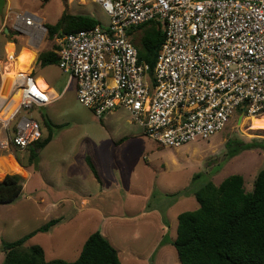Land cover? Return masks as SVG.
Returning <instances> with one entry per match:
<instances>
[{"label": "rangeland", "instance_id": "rangeland-1", "mask_svg": "<svg viewBox=\"0 0 264 264\" xmlns=\"http://www.w3.org/2000/svg\"><path fill=\"white\" fill-rule=\"evenodd\" d=\"M17 12L33 14L44 28L63 13L90 16L102 26L109 24V18L91 0H5L0 7V48L14 40L16 54L20 50L14 60L24 59L28 65L37 54L33 78L58 94L67 84V75L56 65L41 66L38 56L57 47L59 37L49 39L45 30L33 51L26 49L22 35L6 39L4 29L13 31ZM141 36L142 31L135 29L130 35L137 49ZM18 69L15 63L14 71ZM74 89L71 82L61 97L26 114L37 120L43 137L48 133L44 119L62 125L52 130L53 138L37 160H30L28 150L0 148V173L19 180L28 177L29 182L13 202L0 204V245L59 218L48 232L36 233L24 246H40L47 261L72 262L88 236L99 232L116 249L120 264H180L170 240L176 236L177 216L198 207L193 192L208 182L218 185L230 175L242 176L244 189L250 192L257 172L264 169L261 148L224 160V144L230 137L264 144V115L248 117L236 111L223 130L208 140L177 148L159 146L141 128L124 144L111 148L105 122L77 101ZM85 157L94 163L102 186ZM3 257L0 248V264Z\"/></svg>", "mask_w": 264, "mask_h": 264}, {"label": "built area", "instance_id": "built-area-1", "mask_svg": "<svg viewBox=\"0 0 264 264\" xmlns=\"http://www.w3.org/2000/svg\"><path fill=\"white\" fill-rule=\"evenodd\" d=\"M109 18L55 39L57 67L76 86L77 101L97 119L128 112L145 136L177 148L219 133L231 115H264V0H91ZM156 23L164 39L150 72L130 40L137 27ZM12 30L35 49L45 28L28 12L14 13ZM42 41V40H41ZM15 59L16 45L11 42ZM0 57V114L18 92L14 111L0 116V148L24 151L42 137L26 115L53 101L32 71L4 90L5 45ZM32 63L29 68L31 69Z\"/></svg>", "mask_w": 264, "mask_h": 264}, {"label": "trees", "instance_id": "trees-1", "mask_svg": "<svg viewBox=\"0 0 264 264\" xmlns=\"http://www.w3.org/2000/svg\"><path fill=\"white\" fill-rule=\"evenodd\" d=\"M98 24L99 21L90 16L63 13L54 25L45 24V28L47 37L55 39ZM135 30L142 31L138 59L147 64L151 72L163 43V33L153 22ZM8 32V35L3 33L8 40L19 35L11 30ZM56 49L39 54L41 66L57 65ZM238 113L242 111L238 110ZM44 123L47 136L26 149L30 160L37 159L39 152L51 141L52 130L61 127L45 119ZM255 148L264 149V144L230 137L224 144V160ZM86 163L99 181L90 158L86 157ZM22 183L23 179L19 180L15 175L0 173V204L11 203L18 198ZM193 196L198 207L177 216L176 238L171 243L180 264H264V169L257 172L250 192L245 191L242 176L230 175L218 185L212 182L204 184L193 192ZM59 222V218L50 220L19 240L2 242V264H120L116 249L99 232L88 236L78 257L72 262L61 259L47 261L40 246H24L36 233L48 232Z\"/></svg>", "mask_w": 264, "mask_h": 264}, {"label": "crops", "instance_id": "crops-1", "mask_svg": "<svg viewBox=\"0 0 264 264\" xmlns=\"http://www.w3.org/2000/svg\"><path fill=\"white\" fill-rule=\"evenodd\" d=\"M42 22V21H41ZM57 22V21H56ZM55 24V23H54ZM54 24H49V25H54ZM100 25V24H98ZM97 26V25H96ZM90 29V28H89ZM46 30V28H45ZM132 33V32H131ZM14 43V42H13ZM8 46V58L11 60V57H12V46H11V42L9 43H6L5 44V48H6V45H9ZM10 47V48H9ZM3 48V47H2ZM25 48V47H24ZM10 50H11V54H10ZM34 49H32L31 51H33ZM20 52V50H19ZM35 52V51H34ZM19 54V53H18ZM18 56V55H17ZM37 58V54H35V57H34V63H35V60ZM13 61H15L16 63V66L20 69V70H25V72H29L30 70L32 71L33 70V65L34 63L32 64V67L31 69L29 68V65L27 64V62L24 60V59H21L19 60V62H17L16 60L13 59ZM33 62V61H32ZM57 66V65H56ZM33 74V73H32ZM65 74V73H64ZM39 79H37L38 81ZM40 86L44 87V83L43 82H39ZM71 82H68V79H67V84L65 86V88L63 90H61V92L58 94L57 92H55L53 89L49 88V90L52 92V95H53V101L55 99H58L59 97H61V95L64 93L65 89H67V86L70 84ZM42 84V85H41ZM75 84V83H74ZM47 85V84H46ZM75 96H76V86H75ZM48 106V105H47ZM46 107V106H45ZM45 107H42V108H45ZM41 109V108H39ZM89 110V109H88ZM92 112V111H91ZM103 119V120H102ZM102 119L103 122H105V125L108 129V134H109V138L110 140L112 141L111 142V148H117L119 146H121L122 144L125 143V141L129 140L131 138V136L136 132L138 131V128H140L138 125H136L134 122L131 121L130 119V116L128 114L127 111H125L124 109H117L115 111H112L108 114H106ZM50 121V120H49ZM101 121V122H102ZM51 122V121H50ZM52 123V122H51ZM53 125H56L54 123H52ZM136 125V126H135ZM57 126H62V125H57ZM110 132L112 134H110ZM43 133H42V137H43ZM52 138H53V134H52ZM52 140V139H51ZM51 142V141H50ZM49 142V143H50ZM48 143V144H49ZM26 151V150H24ZM38 158V157H37ZM89 158V157H88ZM85 159V164L87 165V167L89 168L88 164L86 163V157L84 158ZM37 160V159H36ZM91 160V159H90ZM92 162V160H91ZM95 170H96V167L94 165V163L92 162ZM90 172L92 173L91 169L89 168ZM97 172V175L99 177V181L94 177L93 173V177L94 179L100 183V186H102V177L100 176V174H98V171L96 170ZM28 178V177H27ZM25 178L23 179V183H22V192L24 190V187L27 186V184L29 183L28 182V179ZM103 191V190H102ZM21 192V193H22ZM81 203H85L84 201L81 202ZM173 233V232H172ZM104 237V236H103ZM176 238V236H175ZM174 238V239H175ZM173 239V241H174ZM108 240V239H107ZM109 241V240H108ZM173 241L170 240V242L172 243ZM110 243V242H109Z\"/></svg>", "mask_w": 264, "mask_h": 264}, {"label": "bare ground", "instance_id": "bare-ground-1", "mask_svg": "<svg viewBox=\"0 0 264 264\" xmlns=\"http://www.w3.org/2000/svg\"><path fill=\"white\" fill-rule=\"evenodd\" d=\"M14 66H15V63L13 60H9V62H7L4 65V71H5L4 90L9 89L13 85V83L16 81L20 73L25 72V70H19V69L17 71H14ZM17 101H18V92H16L13 95L11 102L9 106L7 107L6 111L3 114H0V116L8 117L12 113V110L14 109V107L16 106ZM261 121L264 125V116L261 118Z\"/></svg>", "mask_w": 264, "mask_h": 264}, {"label": "water", "instance_id": "water-1", "mask_svg": "<svg viewBox=\"0 0 264 264\" xmlns=\"http://www.w3.org/2000/svg\"><path fill=\"white\" fill-rule=\"evenodd\" d=\"M4 4H5V0H0V7H3ZM4 33H5L6 35H8L9 32H8V29H7V28L4 29ZM241 118H242V115H241V117L239 118V120H241Z\"/></svg>", "mask_w": 264, "mask_h": 264}, {"label": "clouds", "instance_id": "clouds-1", "mask_svg": "<svg viewBox=\"0 0 264 264\" xmlns=\"http://www.w3.org/2000/svg\"><path fill=\"white\" fill-rule=\"evenodd\" d=\"M105 7H106L109 11H111V9H112V5H111L110 2H108V0H105Z\"/></svg>", "mask_w": 264, "mask_h": 264}]
</instances>
